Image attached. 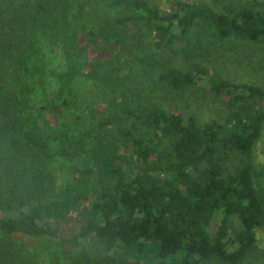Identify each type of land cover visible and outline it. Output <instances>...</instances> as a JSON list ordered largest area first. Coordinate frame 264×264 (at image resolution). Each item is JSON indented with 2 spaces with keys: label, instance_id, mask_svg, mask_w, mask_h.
<instances>
[{
  "label": "trees",
  "instance_id": "obj_1",
  "mask_svg": "<svg viewBox=\"0 0 264 264\" xmlns=\"http://www.w3.org/2000/svg\"><path fill=\"white\" fill-rule=\"evenodd\" d=\"M225 39L264 41V13L231 3L166 11L150 0L0 4V241L44 238L61 248L49 251L56 264H240L264 228L253 165L264 86L213 78L198 62ZM179 54L190 68L170 62ZM150 83L169 97L202 85L231 111L202 124L149 101ZM73 214L79 232L61 238ZM229 216L240 222L231 232Z\"/></svg>",
  "mask_w": 264,
  "mask_h": 264
},
{
  "label": "rangeland",
  "instance_id": "obj_2",
  "mask_svg": "<svg viewBox=\"0 0 264 264\" xmlns=\"http://www.w3.org/2000/svg\"><path fill=\"white\" fill-rule=\"evenodd\" d=\"M6 1L8 0H0V4ZM150 2L166 11L175 8L177 2L185 5L207 4L218 10H222L225 5L231 3L249 6L264 13V0H150ZM132 32L135 30L133 29ZM177 44L184 43L181 41ZM52 50L56 52L59 47L54 44ZM196 59L207 68L208 73L213 78L228 79L237 84L249 83L264 86V41L246 42L225 39L217 43L207 56H199ZM170 62L184 69L190 68L193 64L192 59L188 60L181 54L174 56ZM55 65L56 61L53 60L51 67ZM144 78V76L138 77V79ZM151 88H153V92ZM145 93L143 96H146L149 101L159 102L167 110L185 115L195 114L202 124L213 119L224 121L231 111L226 104V97L216 98L202 85L189 89L180 96L169 97L164 95L163 91L155 89L154 85L150 83L146 87ZM29 102L33 107H38L42 103L39 98L33 95H30ZM253 160L255 180H257V184L260 182V185H264V128L254 145ZM48 167L57 174V184L61 183L64 173L60 167ZM222 218V212L215 214L210 226L212 233L216 231ZM228 220L230 232L240 227V222L236 217L229 216ZM79 223L78 217L73 214L71 220L57 226L56 233L61 238L68 239L79 232ZM255 232V246L240 264H264V228L258 227ZM69 248L73 249V244H69ZM53 249H57L59 256L61 248L58 245L51 247V243L44 238L16 236L9 244L0 241V264H56L55 259L51 256L57 257V255L49 253Z\"/></svg>",
  "mask_w": 264,
  "mask_h": 264
}]
</instances>
